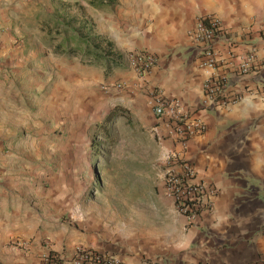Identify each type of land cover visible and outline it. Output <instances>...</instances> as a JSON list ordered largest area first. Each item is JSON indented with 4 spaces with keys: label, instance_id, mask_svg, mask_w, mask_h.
Segmentation results:
<instances>
[{
    "label": "crops",
    "instance_id": "0c3cea01",
    "mask_svg": "<svg viewBox=\"0 0 264 264\" xmlns=\"http://www.w3.org/2000/svg\"><path fill=\"white\" fill-rule=\"evenodd\" d=\"M118 3L116 24L96 27L121 56V66L108 74L103 62L85 64L80 55L53 54L37 27L23 40L0 33V145L2 136L10 133V120L18 114L22 118L38 102L52 116L60 117V122L70 120V126L76 125L70 130L72 135L90 126L91 112L95 115L107 106L127 109L142 128L154 126L158 141L153 161L161 169L148 176L156 183L151 197L154 221L142 237L130 234L134 237L131 246L122 243L109 248L99 243L96 247L120 256L125 264H264V0ZM205 15L218 19L229 38L213 46L226 63L254 56L256 73L240 81L230 66L224 67L225 96L230 100L223 107L206 105V74L188 35ZM120 24H124L121 29ZM24 49L29 51L23 54ZM139 51L156 59L146 74H138L130 65L129 58ZM46 86L48 92L37 97L35 90ZM154 91L175 99L189 117L201 121V132L184 145L172 134L170 123L153 114L149 100ZM60 148L68 161L74 160L76 150H84L78 137L65 140ZM174 154L190 162L196 178L209 191V204L193 224L187 223L164 193L166 159ZM4 180L9 176L0 177V264H41L47 253L44 248L8 247L14 235L25 237L21 228L30 223L27 217L19 219L17 213L7 212L13 200L9 189H4Z\"/></svg>",
    "mask_w": 264,
    "mask_h": 264
},
{
    "label": "rangeland",
    "instance_id": "374dc122",
    "mask_svg": "<svg viewBox=\"0 0 264 264\" xmlns=\"http://www.w3.org/2000/svg\"><path fill=\"white\" fill-rule=\"evenodd\" d=\"M79 4L96 32V27L116 24L120 15L118 0L112 10L93 9L85 2ZM66 5H70L69 13L78 12L75 1L0 0V33L8 32L23 40L37 27L47 39L42 24L55 14L56 7L65 9ZM28 51L24 49L23 54ZM48 88L35 90V95L41 98ZM42 107L38 102L22 118L16 115L7 126L10 133L2 136L0 177L9 176V180H4V189H9L13 200V206L6 210L17 213L19 219L27 217L30 223L21 228L25 237L14 235L8 247L20 251H26V247L44 248L47 252L69 255L77 245L131 246L134 237L130 234L142 237L154 221L151 197L156 183L148 176L151 178L161 169L158 161H153L159 151L151 129L154 126L142 128L140 121L123 108L127 115L111 121L114 144L102 145L96 156L92 152L95 126L107 118L114 106L95 111V115L89 113L90 126L75 130L73 135L70 130L76 125L70 126L71 121L66 119L65 124L60 122V117ZM77 137L83 141L84 150H76L74 160L68 161L60 146Z\"/></svg>",
    "mask_w": 264,
    "mask_h": 264
},
{
    "label": "built area",
    "instance_id": "2783aa9c",
    "mask_svg": "<svg viewBox=\"0 0 264 264\" xmlns=\"http://www.w3.org/2000/svg\"><path fill=\"white\" fill-rule=\"evenodd\" d=\"M191 45L201 59V66L205 71L206 80L203 84L207 106H226L230 98L225 96L228 85L224 67L230 66L232 75L238 81L256 70L252 67L253 54L246 55L239 63L228 62L214 50L216 41L229 42L222 31L220 22L214 16L205 15L196 20L189 32ZM130 65L138 74L148 73L154 66L156 59L153 55L139 51L130 58ZM233 59V56H230ZM153 114L170 123V129L184 144L186 140L200 133L202 122L193 119L182 109L175 99L165 98L160 91H154L150 100ZM185 145V144H184ZM164 174V193L172 201L175 209L185 217L188 224H193L201 210L209 204L208 192L205 185L196 178V171L190 162L178 154L170 155L166 159ZM41 264H125L116 255L99 250L97 247L77 245L71 248L69 255L48 251L42 256ZM145 264H156L145 262ZM190 264V263H187Z\"/></svg>",
    "mask_w": 264,
    "mask_h": 264
},
{
    "label": "trees",
    "instance_id": "16d2710c",
    "mask_svg": "<svg viewBox=\"0 0 264 264\" xmlns=\"http://www.w3.org/2000/svg\"><path fill=\"white\" fill-rule=\"evenodd\" d=\"M75 1L77 10L75 14L69 13L70 5L55 9V14L45 19L43 30L47 34V46L55 55L74 57L80 55L85 64H99L103 62L105 73L121 66V56L115 53L110 41L103 34L95 31L92 22L83 14L85 2L97 10H112L117 5V0H66ZM68 7V8H67ZM127 112L120 106L114 107L107 118L95 126L92 152L97 156L102 145H113L115 140L111 132V121L118 116H126ZM101 139V143L95 142Z\"/></svg>",
    "mask_w": 264,
    "mask_h": 264
}]
</instances>
